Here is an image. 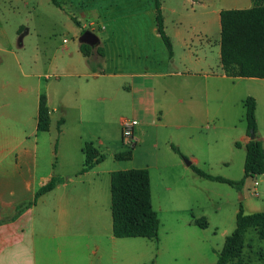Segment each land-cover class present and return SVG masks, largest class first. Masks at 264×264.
Wrapping results in <instances>:
<instances>
[{
	"label": "rangeland",
	"instance_id": "rangeland-1",
	"mask_svg": "<svg viewBox=\"0 0 264 264\" xmlns=\"http://www.w3.org/2000/svg\"><path fill=\"white\" fill-rule=\"evenodd\" d=\"M58 1L60 7L51 0H0L1 76H13L14 54L27 72L47 76L41 79L43 87L46 83L55 84L61 78V72L71 65L83 72V69H88L89 60L80 52V38L85 32L91 31L103 40L104 35L99 33L98 28L99 25L103 26L112 39L108 58H114L106 66L109 69L118 67L123 76L107 78L113 87L112 101L102 104L94 96L93 115L90 119L83 115L79 132L85 142L93 143L105 156L102 163L105 171L147 169L151 172L152 203L160 220L158 240L117 239L116 245H109L110 255L89 257L97 260V264H216L227 237L236 229L239 211L243 209L245 214L264 211V176L246 179L238 190L225 183L200 178L186 161L212 176L234 182L244 179V138L248 135L244 101L258 95L262 80L226 77L219 82L218 102L211 95L208 103L195 89L196 84H192L196 80H192L187 85L195 94L191 104V127L177 129L175 126L179 119L169 116L160 122L162 113H158L156 125L136 126L135 133L141 141L134 146L131 141L123 140L121 126L123 119L141 123L131 108V96L127 90L134 81L131 75L137 70L139 58L144 60L148 55L154 57L158 61L156 68L165 71L168 69L165 62L170 57L164 42L154 32L155 0H138L139 9L134 14L122 12L120 8L106 10L108 0ZM160 1L165 31L174 46L176 62L190 66L184 60L187 51L184 38L191 35L189 28L197 21L202 19L204 23L207 19L208 25L204 27L206 33L204 31L203 36L193 37L194 46L198 43L203 58L208 56L213 70L221 74L218 68L221 66V25L217 12L252 8L251 0ZM88 10H96L94 13L102 17L97 19L94 13L86 12ZM178 30L183 32L177 37ZM121 50L124 51L123 68L120 60L118 66L115 62ZM94 66L97 67L96 62ZM159 81L158 109L164 114L167 111L161 99L164 96V80ZM207 112L212 120L207 119ZM58 118L56 115L55 120ZM53 134L57 137L56 132ZM172 145L179 148L182 155L176 153ZM120 153H130L131 159L115 160V155ZM157 153L159 160H156ZM178 160L183 161V166H176ZM256 181L260 185L255 189ZM108 182L109 176L106 174L98 181V185L100 192L107 194V203L102 204V211L110 215ZM255 190L259 196L254 194ZM202 218L207 221L206 229L195 224L196 220ZM245 240V255L252 259L253 264H264L257 255L260 251L264 254V240H260L253 229L246 234ZM100 257L103 258L100 260Z\"/></svg>",
	"mask_w": 264,
	"mask_h": 264
},
{
	"label": "crops",
	"instance_id": "crops-1",
	"mask_svg": "<svg viewBox=\"0 0 264 264\" xmlns=\"http://www.w3.org/2000/svg\"><path fill=\"white\" fill-rule=\"evenodd\" d=\"M138 2L108 0L106 10L120 8L122 12L134 14L139 9ZM84 5L88 6L85 2ZM221 11L217 12L219 19ZM86 12L94 13L96 10ZM95 17L99 19L102 16L96 13ZM207 25V19L204 23L202 19L197 21L189 28L191 35L184 38L187 48L184 60L190 65L188 67L176 62L173 45V54L165 62L168 66L165 71L156 68L158 61L154 57L139 58L137 70L131 75L134 81L127 88L131 108L141 120L137 126L156 125L158 113H162L160 122L164 117H175L179 119L175 128H190L191 104L195 94L187 85L192 80H196L192 84H196L195 89L203 95L205 103L209 102L211 95L218 102L219 82L226 78L222 64L218 67L222 73H216L208 56L203 58L202 49L199 50L198 43L194 46L193 40V37L203 36L204 31L206 33L204 27ZM98 28L104 36L95 47L103 49L105 56L101 57L95 51L90 58H86L89 60L88 69H83V72L71 65L61 72V78L55 84L46 83L43 87L41 79L47 76L27 72L13 52V76L3 77L0 72V264H97V260H91L89 255H110V247L116 245L112 213L107 215L102 211V204L107 203V194L101 193L98 185L102 176L108 174L111 210V174L116 170L107 172L102 169L101 163L81 174L84 165L82 149L87 143L79 132L81 119L83 115L88 119L93 115L94 96L102 104L112 101L113 87L107 78L123 76L118 67L109 69L106 66L108 61H114V58H108L112 39L103 26ZM154 32H157L156 26ZM182 32L178 30L177 37ZM145 51L148 52L147 49ZM119 52L121 55L115 62L118 66L120 60L123 68L124 51ZM160 79L164 80V96L161 98L167 107L164 114L158 109ZM42 95L47 98L51 116L48 132L38 130ZM255 99L258 136L264 145V80L259 83ZM56 115L58 120H55ZM207 119H213L208 112ZM61 120L64 124L58 132ZM53 132L57 133V137ZM135 140L134 146L141 141L138 134ZM249 141L250 136L247 135L245 146ZM158 157L157 153L156 160H159ZM176 166H183V161H176ZM55 177L61 178V183L51 192L36 198L38 191ZM150 178L153 192L151 172Z\"/></svg>",
	"mask_w": 264,
	"mask_h": 264
},
{
	"label": "trees",
	"instance_id": "trees-1",
	"mask_svg": "<svg viewBox=\"0 0 264 264\" xmlns=\"http://www.w3.org/2000/svg\"><path fill=\"white\" fill-rule=\"evenodd\" d=\"M60 7L58 0H51ZM253 7L249 9H231L220 12L221 25V64L224 74L228 78L262 79L264 80V0H252ZM157 32L168 49L170 56L173 46L165 32L164 17L161 1L155 0ZM95 51L101 57L105 56L103 49L80 45V52L85 58H90ZM245 119L248 127V136L253 131L256 138L250 140L245 146L246 159L244 165V179L234 182L222 177L207 174L203 170L191 166L194 173L200 178L225 183L235 189H241L248 178L264 175V145L258 136L256 118V99L249 97L244 101ZM64 121L58 123V132ZM51 127L50 110L45 95L41 96L39 104L38 130L48 132ZM237 146H240L237 144ZM172 149L180 154L179 148L172 145ZM84 165L81 174L93 170L103 163L102 155L93 143H86L82 149ZM131 159L130 153L115 155V160ZM62 179L55 177L41 188L36 198L54 190ZM111 213L113 221V235L117 239L143 238L158 240L160 220L152 203V189L150 172L147 169L115 171L111 174ZM195 224L206 229L205 218L196 220ZM255 230L260 240H264V211L245 214L239 211L236 219V229L227 237L225 245L216 264H253L252 259L245 255L246 234ZM260 261L264 263L263 251L257 253Z\"/></svg>",
	"mask_w": 264,
	"mask_h": 264
},
{
	"label": "built area",
	"instance_id": "built-area-1",
	"mask_svg": "<svg viewBox=\"0 0 264 264\" xmlns=\"http://www.w3.org/2000/svg\"><path fill=\"white\" fill-rule=\"evenodd\" d=\"M138 125V122L136 120L129 121L127 119H123L121 121V126H122V135H123V140L126 142H132L133 145L136 143L135 137H134V130L136 126ZM259 182L256 181L254 183V188L256 189L259 186ZM254 194L256 196H259V193L254 191Z\"/></svg>",
	"mask_w": 264,
	"mask_h": 264
},
{
	"label": "water",
	"instance_id": "water-1",
	"mask_svg": "<svg viewBox=\"0 0 264 264\" xmlns=\"http://www.w3.org/2000/svg\"><path fill=\"white\" fill-rule=\"evenodd\" d=\"M28 33V31H26V34ZM99 38L97 35H95L93 32L91 31H87L84 34H82L81 38H80V43L81 44H85L88 45L90 47H95L99 44ZM256 136L254 134L253 131L250 132V140H255ZM188 166H192V162L190 161H186Z\"/></svg>",
	"mask_w": 264,
	"mask_h": 264
}]
</instances>
